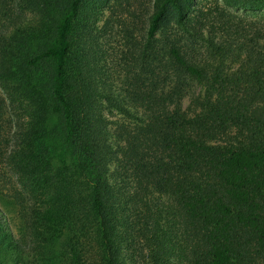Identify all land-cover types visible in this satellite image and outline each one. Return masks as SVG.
I'll return each mask as SVG.
<instances>
[{"label":"trees","instance_id":"1","mask_svg":"<svg viewBox=\"0 0 264 264\" xmlns=\"http://www.w3.org/2000/svg\"><path fill=\"white\" fill-rule=\"evenodd\" d=\"M106 1L0 0V264H264V0H152L119 93Z\"/></svg>","mask_w":264,"mask_h":264},{"label":"rangeland","instance_id":"2","mask_svg":"<svg viewBox=\"0 0 264 264\" xmlns=\"http://www.w3.org/2000/svg\"><path fill=\"white\" fill-rule=\"evenodd\" d=\"M119 1H121V5L118 6L117 9L114 8L115 6L111 7L113 4L112 0H107L106 3L103 2L101 7L98 6L96 8L97 11L95 10L97 14L96 22L93 26L96 44L98 45V50L100 51L99 55L101 57V65H103L108 71L112 91L114 93H119L121 91L120 74H123V72L121 69H119L117 63H120L122 59H125V44L129 41L128 37L131 34V32L128 31L134 32V36L136 37H138L139 35L145 37L146 20L149 11L151 10L150 4L152 0ZM217 2L229 11L242 15L245 14L248 17L255 13H260V11L254 10L250 13V8L240 4H236L234 2L228 3L224 0H217ZM111 9L113 13L111 12ZM174 29L175 25L173 23V19L167 16L161 24L157 36L160 34V31H172ZM1 93L2 92L0 89V95H2ZM103 114L109 125L111 124V128L113 127V123L116 122L129 123L133 121L131 117H127L113 109L104 108ZM8 118L10 120L12 119L11 116H9ZM8 118H4L5 123H7ZM0 130H2L4 136L6 137V139H8L11 133L10 126L7 125L4 128L1 127ZM54 162H56V160ZM1 169V173L6 175V186L10 187L8 182L9 177H7V175L10 176L12 180L13 177L7 172L5 167L1 166L0 170ZM1 186H4V180H2ZM0 211L1 215L4 216L3 223L7 226L6 228L11 231L13 237H15L16 239L19 238L21 235V232L19 231L20 222L17 219L14 210L10 207L9 200H7L6 195H3V197L0 198Z\"/></svg>","mask_w":264,"mask_h":264}]
</instances>
